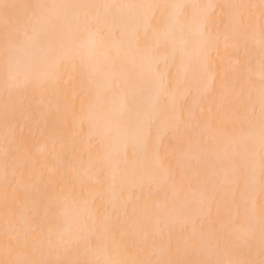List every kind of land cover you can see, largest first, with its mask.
<instances>
[{
	"label": "snow or ice",
	"instance_id": "1",
	"mask_svg": "<svg viewBox=\"0 0 264 264\" xmlns=\"http://www.w3.org/2000/svg\"><path fill=\"white\" fill-rule=\"evenodd\" d=\"M0 264H264V0H0Z\"/></svg>",
	"mask_w": 264,
	"mask_h": 264
}]
</instances>
